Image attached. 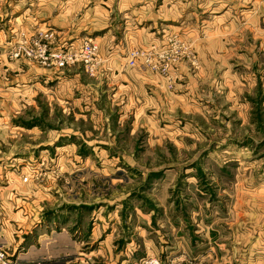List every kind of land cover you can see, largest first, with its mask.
Listing matches in <instances>:
<instances>
[{
    "label": "rangeland",
    "instance_id": "obj_1",
    "mask_svg": "<svg viewBox=\"0 0 264 264\" xmlns=\"http://www.w3.org/2000/svg\"><path fill=\"white\" fill-rule=\"evenodd\" d=\"M160 1L168 9L176 2L148 0ZM178 2L159 15L183 14L189 0ZM86 4L0 0V164L13 170L0 181L16 183V230L29 237L66 222L80 242L99 216L115 229L112 245L126 242V264L148 255L178 264H264V61L258 56L250 80V64L194 47L192 26L159 25L152 38L126 39V85L108 81L112 66L101 53L106 61L94 74L81 64L57 69L12 57L22 39L31 49L30 39L48 30L59 44L67 34L43 22ZM10 61L19 72L13 79ZM93 248L82 245L87 262ZM117 251L111 259L98 253L96 264H121Z\"/></svg>",
    "mask_w": 264,
    "mask_h": 264
},
{
    "label": "crops",
    "instance_id": "obj_2",
    "mask_svg": "<svg viewBox=\"0 0 264 264\" xmlns=\"http://www.w3.org/2000/svg\"><path fill=\"white\" fill-rule=\"evenodd\" d=\"M194 1L189 0L183 14L177 17H162L159 15L160 12L168 8L166 4H161V1L158 5H153L148 0H88L89 4L82 7H64L57 10L43 24L52 25L54 30H58L63 35L67 34L60 39V44L69 42L75 45L81 38L94 39L99 45L101 55L107 56L110 60L109 65L112 69L104 73L110 82L119 81L120 78L126 85V75L121 73L123 61L126 59V39H142L141 37L147 39L146 36L152 38L150 30L158 25L160 28L192 26L193 30L187 33V38H193L194 47L202 43L201 50L204 56L213 57L216 54L220 61L239 60L241 62L236 63L244 67L250 64L251 78L248 79L254 80L253 76L259 73V57L264 61V0H250L247 4L232 3L228 0H205V3L195 4L192 3ZM178 6L179 2L176 0L168 10H176ZM149 13L152 16H149ZM229 30H236V33L228 35L233 32ZM243 32L247 33L245 34L247 39H244ZM229 40L233 42L232 45ZM2 48H0V69L6 57ZM10 62L7 64L11 70L8 75L13 79V76L16 78L19 72L15 68L16 65ZM30 74L28 73V76ZM36 75L38 73L34 72L32 79ZM1 83L0 80V86ZM17 85V81L15 84L10 82V89H15ZM3 91L4 89L0 87L1 97ZM11 168L2 161L0 176L11 177L13 171ZM2 183L8 190H2L0 185V246L13 249L10 255L15 264H96L99 256L111 259L112 252H116L117 249L119 251L117 252L123 256L121 264H126V242L124 247L117 248L118 243L116 239L114 240L115 229L109 230V222L104 225V222L99 221V216L91 218L94 220L92 226L85 232L84 240L80 242L76 241L77 228L69 227L66 222L59 223L58 228L49 227L46 231L34 229L32 233L33 231L30 230L29 237L25 229L17 231L16 225L11 222L13 216L18 215V211L14 212L11 208L17 200L11 192L16 183L10 179L0 181V184ZM11 184H13L12 188H10ZM79 229L83 231V228ZM28 238L30 242L27 243ZM112 241L117 247L111 244ZM123 241H126V238ZM84 244L94 247L89 253V255L95 254L90 262H87L90 258L80 252ZM128 252L130 253L131 250L128 249ZM135 263L137 262H132Z\"/></svg>",
    "mask_w": 264,
    "mask_h": 264
},
{
    "label": "built area",
    "instance_id": "obj_3",
    "mask_svg": "<svg viewBox=\"0 0 264 264\" xmlns=\"http://www.w3.org/2000/svg\"><path fill=\"white\" fill-rule=\"evenodd\" d=\"M52 30L40 33L38 39H30L32 43L31 49L26 48L28 39H22L20 46L12 50V57L24 55L29 59L35 60L39 65H51L57 69H63L76 64H81L83 69L94 74L102 63L106 60L100 56L98 43L94 39L83 38L78 44L72 43L52 44L54 39ZM131 63L132 60H130ZM161 260L159 257L148 255L135 264H178L181 261ZM0 264H15L12 256H10L3 247L0 246Z\"/></svg>",
    "mask_w": 264,
    "mask_h": 264
}]
</instances>
